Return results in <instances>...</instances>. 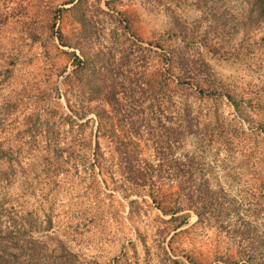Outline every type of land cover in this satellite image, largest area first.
I'll return each instance as SVG.
<instances>
[{
    "label": "rangeland",
    "instance_id": "obj_1",
    "mask_svg": "<svg viewBox=\"0 0 264 264\" xmlns=\"http://www.w3.org/2000/svg\"><path fill=\"white\" fill-rule=\"evenodd\" d=\"M130 150L213 194L120 190ZM11 219L25 264H264V0H0V250Z\"/></svg>",
    "mask_w": 264,
    "mask_h": 264
},
{
    "label": "trees",
    "instance_id": "obj_2",
    "mask_svg": "<svg viewBox=\"0 0 264 264\" xmlns=\"http://www.w3.org/2000/svg\"><path fill=\"white\" fill-rule=\"evenodd\" d=\"M76 54V53H75ZM84 54V57L86 60H81L79 56L75 55V60L78 61L79 66L81 69L84 71L88 65V59L87 56ZM84 67V68H83ZM85 72V71H84ZM113 90V89H112ZM126 106L121 105L120 103L117 104L116 106V114H120L121 111H124V108ZM159 112H161V106L159 105ZM94 109L91 108L90 104L86 103H81L78 105V113L79 116H87L89 112L93 111ZM96 110V109H95ZM101 111V118L102 121L108 119H105V115H108L106 111L100 110ZM99 116V115H98ZM182 122V121H179ZM101 124V123H100ZM172 126H176L175 128H170L168 130V142L167 145L169 144L170 147L167 146L168 149H171L176 146L180 142V136H181V131L183 128L182 123H178L177 119H172ZM102 129V126L99 125ZM116 139L118 137H115ZM99 145V143H98ZM96 154V162L101 165L103 164V158L104 156L101 154L100 150V145L97 147V150L95 151ZM125 155L124 162L126 163V166L120 167V170L118 171L121 178V181H115L116 178V172L111 171V178L114 180L118 186L119 189L124 191V192H148V191H154L155 190V185L154 183V178L158 173H164L166 175H170L173 178H181L184 179V181H180L177 183L178 191L175 192L177 196V202L174 203L172 210L170 211L171 216L173 218L182 212V209L180 206H182L183 202H189V204L192 206H195L196 208H199V204H202L205 202V200L210 199L209 194H213V191L209 189V184L208 181L204 180V178L199 179V175H194L192 172L194 170L193 162L191 164H186V163H177L176 160H174L175 164L168 167V168H163L162 166H159L158 170H155V166H147V165H136L134 166L133 161L136 158V155L138 157V153L136 150H130V151H125L123 153ZM193 161V159L191 160ZM173 174V175H172ZM156 175V176H155ZM186 179V180H185ZM160 191H158V194ZM205 199V200H204ZM204 200V201H202ZM153 202H155V199H153ZM164 213H166L164 211ZM199 219H204L205 217L203 214L199 213L197 214ZM11 224L12 228H14V231L10 233L11 236H14L16 234L17 236L11 238L10 242V247L9 245H4L3 250H0V264H25L26 263V257H28V252H33L36 250V243L32 242L31 240H28V236L22 239L21 238V228L22 225H20L19 221L17 219H11ZM7 242V240H6ZM15 242V243H14ZM22 243V245H21ZM21 245L22 247H19ZM16 249V251H23V255H14V254H9L8 250L9 249ZM33 257V256H32ZM25 258V259H24Z\"/></svg>",
    "mask_w": 264,
    "mask_h": 264
}]
</instances>
